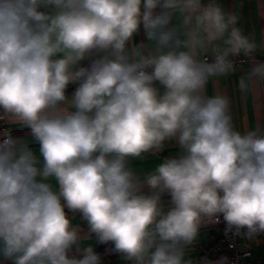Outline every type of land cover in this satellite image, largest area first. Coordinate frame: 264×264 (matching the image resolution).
I'll return each mask as SVG.
<instances>
[{
    "label": "clouds",
    "instance_id": "obj_1",
    "mask_svg": "<svg viewBox=\"0 0 264 264\" xmlns=\"http://www.w3.org/2000/svg\"><path fill=\"white\" fill-rule=\"evenodd\" d=\"M177 11L198 13L209 40L223 38L235 19L225 21L219 7L201 8L200 0H0V108L31 128L44 162L38 169L32 151L7 133L0 141V250L14 264H100L91 247L69 257L80 237L61 198L100 241L136 264H181L176 246L193 239L202 214L264 231V136L233 131L228 101L198 94L209 76L227 71L229 53L254 46L233 29L211 64L188 52L134 63L123 55L141 24L150 40L169 45L174 32L164 29ZM91 49H111L115 58L70 73ZM80 77L76 111L58 114L66 87ZM177 132L187 155L146 177L150 188L171 196L174 207L164 214L160 193L136 194L126 158ZM50 177L59 194L44 182Z\"/></svg>",
    "mask_w": 264,
    "mask_h": 264
},
{
    "label": "crops",
    "instance_id": "obj_2",
    "mask_svg": "<svg viewBox=\"0 0 264 264\" xmlns=\"http://www.w3.org/2000/svg\"><path fill=\"white\" fill-rule=\"evenodd\" d=\"M201 8L205 6L219 7L224 14L225 21L234 17V22L229 24L224 37L209 40L207 33L196 23L198 13L175 12L170 24L165 31L171 29L174 32L173 39L167 46H160L156 39H149L146 30L141 24L137 32L125 44L123 55L128 63L138 62L142 57H155L168 52H188L197 63L204 62V56L222 54L228 45L225 40L233 29L240 32L254 47L251 51L241 50L239 55L247 56L250 53L259 57L254 62H242L240 64L229 63L230 67L224 73L209 76L199 95L204 98L223 97L228 101L226 114L230 117V125L233 131L245 135L255 132L257 136H264V0H200ZM41 10L51 14L52 10L41 6ZM143 11V8L141 9ZM158 7L155 13H159ZM189 16L188 22L185 17ZM193 36L195 40H193ZM236 54L229 53L228 56ZM64 53H57L53 59L63 58ZM227 56V57H228ZM114 59L111 49H91L76 63L70 66V73L75 74L81 69L90 71L94 62L103 58ZM80 86L79 79L71 80L65 89V101L61 102L55 110L58 114L74 112L72 98L76 89ZM158 95L163 96L166 89L159 81L153 82ZM6 124L11 132L12 139L19 147H28L35 157L36 167L42 169L43 157L40 152L39 141L32 134L31 128L23 121L6 113ZM179 132L173 137L165 138L158 147L150 148L140 157L126 158V168L133 174L136 194L152 196L160 193V208L166 214L174 205L168 192H160V189H152L146 182V177L154 174L159 164L170 159H179L187 155L186 149L179 143ZM37 179H41L39 176ZM50 184L52 190L59 194L60 188L54 177L44 181ZM66 217L71 221V227L76 229L79 240L76 244V252L73 257L82 258L83 250L91 247L100 257V264H125L128 260L123 254L114 248L115 260L111 261L102 252L101 241L96 234L90 231L89 225L83 219L79 211L70 210L66 202L61 198ZM215 215V214H214ZM214 215L202 214L197 226V232L189 242L181 241L177 250L181 254V264H228L227 253L220 227L209 222ZM239 250L249 253L245 257V264H264V231L251 232L242 227L239 232ZM3 245L0 243V249ZM0 264H14V258H8L0 250Z\"/></svg>",
    "mask_w": 264,
    "mask_h": 264
},
{
    "label": "built area",
    "instance_id": "obj_3",
    "mask_svg": "<svg viewBox=\"0 0 264 264\" xmlns=\"http://www.w3.org/2000/svg\"><path fill=\"white\" fill-rule=\"evenodd\" d=\"M219 54H215L214 56L205 55L204 56V62L203 63H214L216 60V57ZM259 57H257L255 54L250 53L247 56H242L239 54L228 56L226 57V61L228 63H236L240 64L242 62L248 61V62H254ZM264 58V54H263ZM149 73L153 71L151 67H148L145 69ZM8 134L12 138L11 132L7 127L5 115L0 110V141H2L5 138V134ZM209 222L213 225H217L221 229L222 238L224 242V249L227 253V259L228 264H245L244 259L245 257L249 256V253H242L239 250V232L241 231V228H238L234 225H229L227 221L224 219L223 214L217 213L213 216ZM125 264H136L135 261H128Z\"/></svg>",
    "mask_w": 264,
    "mask_h": 264
},
{
    "label": "trees",
    "instance_id": "obj_4",
    "mask_svg": "<svg viewBox=\"0 0 264 264\" xmlns=\"http://www.w3.org/2000/svg\"><path fill=\"white\" fill-rule=\"evenodd\" d=\"M101 248L102 252L107 255V257L111 260H115V253H114V243L111 241L108 242H102L101 241ZM76 252V245H73L71 250L69 251L68 255L69 257H73Z\"/></svg>",
    "mask_w": 264,
    "mask_h": 264
},
{
    "label": "water",
    "instance_id": "obj_5",
    "mask_svg": "<svg viewBox=\"0 0 264 264\" xmlns=\"http://www.w3.org/2000/svg\"><path fill=\"white\" fill-rule=\"evenodd\" d=\"M79 79V83L81 84L82 82H83V77H80V78H78Z\"/></svg>",
    "mask_w": 264,
    "mask_h": 264
}]
</instances>
